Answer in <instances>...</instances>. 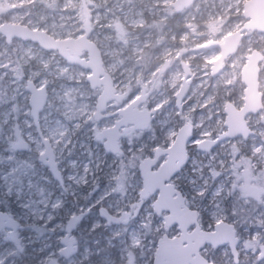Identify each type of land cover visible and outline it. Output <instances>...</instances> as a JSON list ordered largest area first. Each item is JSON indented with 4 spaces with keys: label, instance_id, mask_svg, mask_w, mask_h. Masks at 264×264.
<instances>
[{
    "label": "rangeland",
    "instance_id": "1",
    "mask_svg": "<svg viewBox=\"0 0 264 264\" xmlns=\"http://www.w3.org/2000/svg\"><path fill=\"white\" fill-rule=\"evenodd\" d=\"M169 1L165 0L166 3ZM244 1L197 0L191 8L175 19L174 23L178 24V29L181 28V30L171 32V37L176 36V40L179 39L183 44L187 43L192 48L187 55L199 57L202 62L193 66L194 70L192 71L196 78L193 79L189 93L183 100L182 108H177L172 102L170 106H165L166 111L162 112V104L171 91L160 82L158 86L156 84L158 90L156 87L150 90L149 97L154 98L159 91L161 94V100L154 101L152 106L156 117L146 131L150 139L157 135L155 126L159 120L161 124L167 120L165 132L169 136L176 126L169 122L170 119L177 112H180L182 116L193 108H197L196 124L201 126L203 135H207L214 125L220 124V110L223 101L228 98L227 95H230L231 92H238L240 89L238 73L240 62L245 59L244 53L252 47H257L264 53V32L247 30L239 50L231 54L221 72L212 77L208 70L209 60L218 53V48H193L209 38H222L225 32L237 28L245 19ZM132 4L135 3L131 1L126 3L125 0H0V23L21 21L34 27L46 29L55 36H69L77 35L83 31L85 16L88 14L90 22H93V28H90L88 36L98 43L101 52L106 56V66L114 74V83L119 84V87L130 88V85L142 82V80H138L142 73L141 66H138V58L141 53L139 38L142 32L136 26L144 23L143 18H145V15H142L144 5L134 7ZM124 7H126V11L123 10ZM153 9L155 8H151V11ZM157 9L160 17H164L166 13L163 11V7L158 5ZM129 26L130 28H127ZM181 48L177 42L172 41L170 44L164 43L160 46V52L164 55L168 50L174 56L182 51ZM86 53V50H83L82 54L86 55ZM178 67L179 62L176 59L167 75V79L170 81L169 87L175 88L178 83L181 73ZM90 70L89 67L79 63L69 62L56 48H46L37 41L18 36H13L10 41H7L5 35L0 32V125L1 122L8 119L4 131H1L0 128V186L6 194L12 195L16 200V215L21 218L24 227L31 229L25 237L21 236L23 238L21 243L24 247L30 243V247L35 249V264H42L40 253L42 236L34 232V228H40L42 225L39 218L46 200L45 192L43 194L40 192L43 187L46 188L47 184L51 185L53 182L48 171L50 165L42 162L40 156L45 148V136L53 142V159L57 166L66 168L68 163L71 166L80 163L84 168L103 166V172L112 184L121 183V180L126 178L134 184L135 180L139 179L135 169L138 157L144 153H150L153 147V143H151L147 149H142L141 145L149 138L141 137L140 142L138 137L141 133L130 126L122 127V125L120 131L124 149L116 153L106 152L102 139L95 137V131L113 123L115 113L108 114V112L114 110L115 104L110 106L111 109L105 111L106 115L103 117L97 119L93 116L96 90L90 86L86 77ZM261 71L264 88V59ZM28 79H31L37 86L46 83L47 98L37 119L39 129L30 113L28 99L31 91L26 88ZM161 86L162 88H160ZM137 91L139 88H136L132 93ZM217 95L219 100L216 99ZM233 97L234 95L230 96V98ZM68 118L75 124L72 125ZM74 126L76 128L79 126L78 134L73 132ZM18 134L29 141L30 144L26 149L13 145ZM53 138L57 140L56 143ZM159 141L161 143L166 140L163 136L156 139L157 143ZM76 143L82 146L81 151L79 147L72 146ZM231 143L229 142L228 145ZM215 150H211L212 157L206 155L204 156L206 158H198L199 163L194 169L196 174H193V177H197L198 185L192 184V188L193 192H204V194L208 189L205 199L207 198L206 201L208 199L209 201L200 205L205 211L209 210L215 217H218L228 215L224 211L228 204L215 196L220 188L222 190L227 187L226 184L223 185L222 179L218 180L217 177L219 168L215 166L218 164L214 157L217 153ZM227 152L232 154L231 149H228ZM230 154L227 156L229 160H226L224 165L231 166L230 172L232 173L234 168ZM206 162H209L208 172L202 170V166ZM31 166H34L33 170ZM34 170L37 177L33 179ZM66 174L72 178L75 177L72 171ZM40 175L46 179L50 178V181L43 182L44 179L42 180ZM181 175L191 178L187 171H183ZM228 176L229 173L225 179ZM194 195L192 196L194 197ZM227 200L231 202L232 199ZM149 212L150 214L144 217V229L139 232L120 234L117 237L118 241L122 240L120 242L123 248L122 264L131 263L128 253L133 254L134 262L132 264H136L138 258L139 264L140 261L142 264H153L154 241L160 226L158 222H153L152 211ZM143 222L139 223V227L143 225ZM238 234L236 248L239 251V258L234 259L227 243L215 250L216 254L221 256V264H264V219L261 218L258 221L256 218L251 219L248 223L244 222L243 225L240 222ZM110 236L109 234L108 239ZM36 241L39 243L38 245H35ZM109 242L112 243L113 239L111 238ZM136 244L143 249V254L140 251V255H138L133 249L132 246ZM97 251L100 252V246L97 247ZM7 252L14 255L8 253V260L5 264H25L20 251H16L14 245L0 248V257L5 256ZM104 256H107L106 260L99 257L107 264L115 262L112 250L105 252ZM97 264H100V260Z\"/></svg>",
    "mask_w": 264,
    "mask_h": 264
},
{
    "label": "flooded vegetation",
    "instance_id": "2",
    "mask_svg": "<svg viewBox=\"0 0 264 264\" xmlns=\"http://www.w3.org/2000/svg\"><path fill=\"white\" fill-rule=\"evenodd\" d=\"M125 1L126 3H128V1L134 2L135 4H132L134 7L142 6V4L144 5V9H142V15H145V18H143L144 23H140L138 26H136L137 29L142 32L139 38V42L141 44V53L139 52L140 56L138 58V66L140 65L142 69V73L139 75L138 80H142V82L133 86L130 85V88L127 86L119 87V84L114 83L116 91L118 93H122L123 95L119 99L114 96L107 100L105 102V108L100 110L99 117H97V119L106 115L105 111L111 109L110 106L115 104V108H113L114 110H109L108 112V114L115 113V116L113 117L115 120L120 116L119 109L129 104V102L133 99L137 98V108H147L150 110L151 118L148 125L146 127H137L134 123L129 122L127 124H122L123 126H121H130L133 129H136L138 133H141L138 137V140L141 142L143 137L149 138L146 131L151 126V123L156 117V115H154V109L152 106L155 103L154 101H157L161 98L160 91L156 96H154V98L151 96L149 97L150 90L156 87V84L158 86V83L160 82V84L171 91V94L166 97L164 103L162 104V112L166 111L165 106H170L172 102L177 108L180 109L183 106L184 98L189 93L193 79L196 78L192 71L194 70L193 66L194 64L197 66L198 63L202 62L201 59L196 56H188V51L192 48L188 46L187 43L183 44L180 42L179 39H177V41L175 38L176 36L172 38L171 32L174 30H181V28L178 29L179 25L174 23L175 19L178 16H181L182 13H184L187 9L191 8L197 0L192 1L189 6H183L180 9H176L175 4L173 3L174 0H170L167 3L165 0H144L143 2H141L142 0ZM158 5L162 6L163 11L166 13L164 17H160L158 9L156 10V6ZM153 7L155 9L151 11V8ZM125 8L126 7L123 9L124 11H126ZM246 19L247 18L245 16V19L239 26H241ZM90 26L93 28V22H90ZM127 28H130V26ZM185 29H187L186 26ZM247 30H257L264 32L262 30H258L257 28H244L242 30L243 36L239 41L237 49L234 52L228 53L226 57H224L222 67L218 69L216 73L212 72L213 63L211 60L220 53L221 47L220 44L216 43L215 41H222L224 39V35L228 32H225L222 38H209L194 46L193 49L205 47L218 48V53L209 60L208 70L211 77L218 75L225 67L228 57L239 50ZM172 41L177 42L179 46L182 47V51H180L179 54L177 53L172 56V52L169 53V51L166 50L165 54L162 55L160 52V46H162L164 43L170 44ZM206 43L207 45H202ZM252 48L249 51H251ZM247 52L244 53V56ZM261 52L263 56L259 60V88L262 91V105L255 111L249 110L244 113L243 123H236L235 125L237 128L235 135H228L219 138L218 141L209 148L199 147L198 145L199 140L203 138L211 139L217 137L219 133L225 132L228 129V124L226 123L227 112L225 110L227 100H230L232 104L238 109L244 104L245 84L240 78V71L241 65L246 57L240 62V70L238 73V84L240 85V89L238 92H231L230 95H227L228 98H225V101H223L220 110V124L214 125L207 135H203L204 133L201 131V126H197L196 124L195 118L197 115V108H193L189 113H186L182 116L180 115V112H177L176 114L173 112L175 116H173L169 122L176 126L173 129V132L168 136L165 132L167 120L163 124L159 123L161 122L159 120L155 126V134L157 135L153 136L152 139H146L145 143L141 145V148L145 150L148 148V145L153 143L151 152L142 154L140 157H138V162L135 163V169L139 179L135 180L134 184L130 179L127 178L121 180V183L115 182L112 184L110 179L106 177L107 175L105 172H103V166H100L99 168L95 166H92L91 168H84L83 164L80 163L75 166H71V164L68 163L66 168H60V165H56L58 175L55 174L52 168L49 167L48 171L50 172L53 182L51 185L47 184L46 188L43 187V190L40 192L42 194L45 192L46 194L43 212L39 218L42 222V225L40 228H34V232L42 236V246L40 248L42 264H97L98 260H100V264H107V262L103 261L102 258L106 260L107 256H104V253L107 251L111 252V250L115 258V262L111 264H122L121 261L123 248L121 247L120 243L122 240L118 241L117 237L120 234H127L129 232L137 231L139 232V230L144 229V217L150 214V210L153 214V222H158L160 226L154 241V249L159 238H161L164 233L170 237L183 233V235L186 236V238L183 240V244L190 241L195 243L199 238V236L196 234L197 230H214L216 229V223L222 220L233 224L235 228V235L237 236L238 241V229L240 222L243 225L244 222L247 221L248 223L251 219L256 218V221L261 220V218L264 219V88L261 81L262 60L264 59V53L263 51ZM102 58L105 68L114 78V74L106 66V56L103 54V52ZM176 59L179 62L178 68L181 73L178 83L174 88L169 87L170 81L167 79V75L169 74L171 66L175 63ZM185 72H187L186 77L189 78L186 85V92L180 101L177 102V92L182 85ZM164 80L166 81L165 83ZM171 84L174 85V83ZM102 86L103 83H95L93 86H91L96 90L93 116ZM136 88H139V91L132 93L134 90H136ZM160 88H162V86ZM158 89L159 88L156 87V90ZM232 95H234V97L230 98ZM216 97V99L219 100L218 95ZM155 98L156 100H154ZM162 116H164V114H162ZM68 120L72 125L75 124L69 118ZM188 121L192 123V134L186 141L187 158L180 165V167L169 176L168 179H165V182L171 181L172 185L174 186L173 188H176V190H179L182 193L185 205L188 208L194 209L196 211L195 217H193L189 209L179 201V198L176 196L177 192L162 196L161 188L158 186L147 196L141 195V190L144 185L141 176L142 169L140 167V160H142L145 156H153L155 151L158 150L159 155L157 156V160L152 164V168L156 169L167 155V153L162 152V149L172 144L179 128H181L183 124ZM7 124L8 119H5L4 122H1V131H4V128L7 127ZM35 124L39 129L38 120L35 121ZM112 124H114V121ZM74 127L75 129L73 132L77 133L79 126L77 128L76 126ZM103 127H100L99 130ZM99 130L95 131V137L101 138L103 143L104 137L97 136ZM163 136L164 140L166 141L161 143L159 141L157 143L156 139L162 138ZM17 137L18 138L13 141V145L17 148L19 147L26 149L30 144L29 141L22 135L18 134ZM20 141H23L26 145L23 146ZM44 142L45 148L40 153L42 162H44V159H48L50 156L48 153L49 149L46 148V145H49L51 152L53 147V142L47 136L44 137ZM122 142L123 137L120 131L119 149L116 152L122 151L124 149L122 147ZM229 142L232 143L228 145ZM203 144L204 142L201 143V145ZM72 146L79 147L80 151L82 149V146L79 143L72 144ZM212 149H216L215 151H217V153L214 157H216L217 163H220L219 166H217L218 164L215 165L216 168H219L217 174L218 180L219 178L222 179L223 185H227V187L222 188V190L220 188L218 193L215 194L216 197L223 199L222 202L228 204L227 209H224L228 215H222L218 217H215V215H213L209 210L205 211L200 205L204 202V204H206V202L209 201V199L207 201V198L205 199L206 191H208V189L204 194V192H193L194 189L192 188V184L198 185V180L196 179L197 177H193V174H196L194 169H196L195 167L199 163L198 158H206L204 157L206 155L211 156ZM228 149H231L232 154L227 152ZM105 150L108 153L111 152L107 148H105ZM228 154L231 156L232 167L234 168L232 173L230 172L231 166L224 165V162L229 160L227 157L229 156ZM79 156L83 157L82 155ZM31 167L33 170L34 166ZM208 167L209 162H206L202 166V170L204 169L208 172ZM70 171L74 173L75 177L72 178L69 176V174L67 176L66 173H69ZM183 171H187V173L189 172L191 178L182 176L181 173ZM35 173L36 171L32 173L33 179L34 177H37L35 176ZM228 173L229 176L225 179ZM40 178L42 180L44 179L45 181L43 180V182L46 183L50 181V178L46 179L41 175ZM193 194H195L194 197L192 196ZM227 199H232L233 201L231 200V202H229ZM167 201L174 203V206H178V208H174V211L175 214L180 216V219L178 218L179 220L174 217H170L171 208ZM16 208V200L13 199L12 195L6 194L0 186V210L4 211L6 214L5 216L0 217V221L2 222L0 224V248L6 245H14L16 251H20L24 262L26 259H29L32 264H35V249L30 247V243L25 245V247L22 246L23 244L21 243V240H23L21 236L24 235L25 237L31 229H29V227H24L21 218L15 213ZM11 217L15 218L19 222V226H13ZM102 220L104 221L102 222ZM140 222H143L141 227H139ZM185 224L187 225L185 226ZM116 225H118L117 228H114ZM181 226H185V229H182ZM197 226L199 227L196 228ZM109 234L111 235L110 239H108ZM111 238L113 239L112 243L109 242L111 241ZM34 243L35 245L39 244L37 241ZM227 243L230 247L228 241L224 243L213 244L211 241L206 240L199 247V254L212 261L213 264H221V256L217 255L215 250ZM98 246H100V252L97 251ZM132 247L134 250H136L138 255H140V251L143 254V249L139 248L138 244L133 245ZM231 252L234 256V259L237 260L239 258V251L237 248L235 254L233 253L232 249ZM8 253L10 252H7L5 256L0 257V260H3L2 264H5L8 260ZM127 255L130 257V264H132L134 262L133 254L128 253ZM99 256L102 258L100 259ZM136 264H139V258L136 259ZM140 264H142L141 261Z\"/></svg>",
    "mask_w": 264,
    "mask_h": 264
},
{
    "label": "water",
    "instance_id": "3",
    "mask_svg": "<svg viewBox=\"0 0 264 264\" xmlns=\"http://www.w3.org/2000/svg\"><path fill=\"white\" fill-rule=\"evenodd\" d=\"M192 1L194 0H174L173 3L175 4L176 9H180L183 6H189ZM243 13L247 18L244 23L235 30L226 33L222 41H215L220 44L221 50L220 53L211 60L213 63V73H216L217 70L222 67L224 57H226L228 53L234 52L237 49L239 41L243 36L242 30L244 28H257L258 30L264 31V0H245ZM90 28L88 14L85 16L83 31L77 35L69 36H55L46 29L34 27L21 21H5L0 23V32L5 35L6 40H10L13 36L32 39L37 41L43 47L58 49V51L69 62L79 63L82 66L89 67L91 70L86 77L88 78L90 85L93 86L95 83H103L102 90L96 103V110L94 111V116L97 118L99 117L100 110L105 108V102L107 100L114 96L119 99L123 94L116 91L113 77L103 64L100 46L94 39L88 36ZM202 45L205 46L207 43ZM83 50H86V55L82 54ZM262 56V52L257 48H252L251 51L245 54L246 59L243 61L240 71V78L245 84L244 104L238 109L230 100H227L225 110L227 112L226 123L228 124V129L225 132L219 133L217 137L211 139L203 138L199 140V147L209 148L211 145L215 144L219 138L228 135H235L237 132L235 125L236 123H243L244 113L249 110L255 111L261 107L262 91L259 88V60ZM186 76L187 72H185L182 85L177 92V102L180 101L186 92V85L189 79ZM26 88L31 91L28 100L31 105V113L34 120L37 121L40 110L43 108L47 98L46 83L37 86L31 79H28ZM136 103L137 98L130 101L126 106L120 108V116L114 120V124L103 127L97 133V136L104 137L103 144L105 148L111 152H116L119 149V127L122 124L132 122L137 127H146L148 125L151 118L150 110L147 108L139 109L136 107ZM191 134L192 123L188 121L179 128L172 144L162 149V152L167 153V155L156 169L152 168V164L157 160V156L159 155L158 150L155 151L153 156H145L140 160V167L142 169L141 176L144 185L141 190V195L147 196L160 186L162 196L177 192L176 196L179 198V201L185 205L182 193L179 190H176V188H173L174 186L171 181L165 182V179H168L169 176L186 160V141ZM20 142L23 146L26 145L23 141ZM202 142H204L203 145H201ZM46 148L49 149L48 153L50 157L44 159V162L48 163L53 172L58 175L56 162L53 159V153L50 151L49 145H46ZM167 203L171 208L170 217L179 220L180 216L175 214L174 211V208H178V206H174V203H171L170 201H167ZM188 209L193 217H195L196 211L194 209ZM5 215V212L0 210V217ZM11 222L13 226H19V222L13 217H11ZM1 223L2 222L0 221V224ZM187 224H185V226ZM185 226H181L182 229H185ZM198 227L199 226L196 228ZM196 234L199 236L197 242L194 243L190 241L183 244V240L186 238L183 233L173 237L164 233L162 235L163 237L161 236V238H159L154 249L152 263L213 264L212 261L199 254L198 249L206 240L211 241L213 244L228 241L233 253L235 254L236 252L235 244L237 242V236L235 235V228L230 222L224 220L218 221L216 223V229H199L196 231ZM2 262L3 260L1 259L0 264H2Z\"/></svg>",
    "mask_w": 264,
    "mask_h": 264
},
{
    "label": "trees",
    "instance_id": "4",
    "mask_svg": "<svg viewBox=\"0 0 264 264\" xmlns=\"http://www.w3.org/2000/svg\"><path fill=\"white\" fill-rule=\"evenodd\" d=\"M25 263L26 264H32V262L29 259L28 260L26 259Z\"/></svg>",
    "mask_w": 264,
    "mask_h": 264
},
{
    "label": "bare ground",
    "instance_id": "5",
    "mask_svg": "<svg viewBox=\"0 0 264 264\" xmlns=\"http://www.w3.org/2000/svg\"><path fill=\"white\" fill-rule=\"evenodd\" d=\"M88 104V103H87ZM87 110V109H86ZM56 134V133H55ZM50 137V136H49ZM58 139H60L59 137H57ZM54 139V138H53ZM54 142L56 143L57 142V140L56 139H54ZM59 143V142H58Z\"/></svg>",
    "mask_w": 264,
    "mask_h": 264
}]
</instances>
